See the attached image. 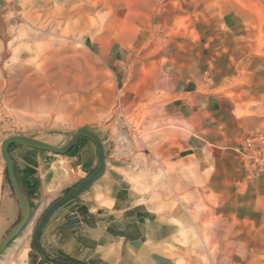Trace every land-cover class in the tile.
Here are the masks:
<instances>
[{"label":"rangeland","instance_id":"1","mask_svg":"<svg viewBox=\"0 0 264 264\" xmlns=\"http://www.w3.org/2000/svg\"><path fill=\"white\" fill-rule=\"evenodd\" d=\"M49 55L51 77L10 86ZM192 81L209 102L179 98ZM0 90V205L3 140L88 126L162 225L153 264H264V0H5ZM39 219L0 264L45 260Z\"/></svg>","mask_w":264,"mask_h":264},{"label":"crops","instance_id":"2","mask_svg":"<svg viewBox=\"0 0 264 264\" xmlns=\"http://www.w3.org/2000/svg\"><path fill=\"white\" fill-rule=\"evenodd\" d=\"M3 2L0 0V6ZM224 25L226 29L234 27L226 20ZM198 91L199 84L192 81L184 84L178 95L182 100L193 95L200 98L198 102L210 101L209 95ZM10 152L19 184L36 211L33 219H39L53 201L98 166L96 145L86 136L80 138L71 154L22 145L11 148ZM121 167L124 166H118L106 149L105 172L52 214L40 237L41 245L51 256L81 264L157 263L156 248L163 238L162 225L151 217L145 205L131 198ZM64 168L66 171L62 173ZM3 204L0 205V238L12 230L22 214L12 186L5 185ZM75 212L82 220L81 227L72 224ZM33 264L47 263L35 256Z\"/></svg>","mask_w":264,"mask_h":264},{"label":"water","instance_id":"3","mask_svg":"<svg viewBox=\"0 0 264 264\" xmlns=\"http://www.w3.org/2000/svg\"><path fill=\"white\" fill-rule=\"evenodd\" d=\"M89 137L96 145L98 153V166L84 179L69 189L64 195L53 201L43 212L38 221L31 245L46 261L52 264H80L72 260L61 259L51 256L41 245L40 237L52 214L61 206L73 200L91 186L106 170V147L99 132L88 126H82L71 133L68 142L63 146H57L46 141L27 135H13L2 142V154L7 167L8 179L20 203L22 215L12 230L0 241V253L4 251L14 240H16L31 224L36 211L32 207L30 197L23 191L19 184L15 171L14 159L10 152V145L19 144L40 150L50 151L56 154L69 153L78 143L80 138Z\"/></svg>","mask_w":264,"mask_h":264},{"label":"bare ground","instance_id":"4","mask_svg":"<svg viewBox=\"0 0 264 264\" xmlns=\"http://www.w3.org/2000/svg\"><path fill=\"white\" fill-rule=\"evenodd\" d=\"M66 50V49H65ZM48 54V53H47ZM60 57V56H59ZM57 59V56L56 55H49L46 60L45 58L43 59L44 60V64L41 62V66L39 67H35V69H32V68H25L24 70H20L21 72L18 73L16 76L14 77H11L10 78V86L13 87V86H17V85H23V87H27V88H33L35 86H37L38 84H40V82H42L41 80L43 78H47L48 77H51V72L52 71V67L51 65L55 63V60ZM42 61V60H41ZM69 63V62H68ZM53 66V65H52ZM25 67V66H24ZM23 68V67H22ZM68 71V70H67ZM65 72V71H64ZM69 72V71H68ZM70 73V72H69ZM11 76V75H10ZM44 80V79H43ZM49 82V81H47ZM4 86V84L2 83L1 86ZM9 86V85H8ZM6 86V88L8 87ZM20 87V86H19ZM3 87H1L2 89ZM10 88V87H9ZM19 89V88H18ZM17 90V89H16ZM35 90V89H34ZM2 91V90H0ZM11 91V89H10ZM6 92V91H5ZM4 92V93H5Z\"/></svg>","mask_w":264,"mask_h":264},{"label":"built area","instance_id":"5","mask_svg":"<svg viewBox=\"0 0 264 264\" xmlns=\"http://www.w3.org/2000/svg\"><path fill=\"white\" fill-rule=\"evenodd\" d=\"M72 224L75 227H81L82 225V220L77 212L74 213V219H73Z\"/></svg>","mask_w":264,"mask_h":264},{"label":"trees","instance_id":"6","mask_svg":"<svg viewBox=\"0 0 264 264\" xmlns=\"http://www.w3.org/2000/svg\"><path fill=\"white\" fill-rule=\"evenodd\" d=\"M16 146H21V145H19V144H12V145H10V150H11V148L16 147ZM76 148H77V145L68 154H71L73 151H75ZM23 190H24V188H23ZM31 203H32V201H31ZM32 206H33V203H32ZM61 259H66V260H72V261H74L73 259H69V258H61ZM75 262L80 263L79 261H75Z\"/></svg>","mask_w":264,"mask_h":264}]
</instances>
